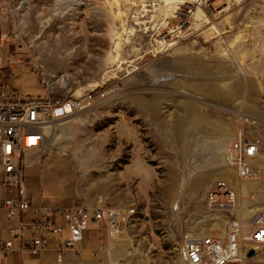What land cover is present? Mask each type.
Returning <instances> with one entry per match:
<instances>
[{
	"label": "rangeland",
	"instance_id": "1",
	"mask_svg": "<svg viewBox=\"0 0 264 264\" xmlns=\"http://www.w3.org/2000/svg\"><path fill=\"white\" fill-rule=\"evenodd\" d=\"M162 5L0 0V67L24 60L21 95L91 100L24 166L33 202L135 207L130 257L187 264L185 236L226 225L206 207L214 181L234 185L244 220L264 212V0ZM240 133L259 146L251 180L226 164ZM244 264H264V247Z\"/></svg>",
	"mask_w": 264,
	"mask_h": 264
},
{
	"label": "built area",
	"instance_id": "2",
	"mask_svg": "<svg viewBox=\"0 0 264 264\" xmlns=\"http://www.w3.org/2000/svg\"><path fill=\"white\" fill-rule=\"evenodd\" d=\"M23 61L20 58L9 62L6 71L0 67V176L6 193L0 197V212L5 211L10 232L9 239L0 240V252L17 250L40 256L54 241L61 262L66 251L78 249L89 219L103 223L108 240L115 242L126 234L125 228L135 215V207L121 210L80 203L66 206L31 203L24 181V155L36 151L43 156L48 138L46 128L66 121L90 105L91 100L60 99L50 93L21 95L11 81L22 74ZM36 70L33 68L31 72ZM38 72L41 82L46 84V73L43 69ZM258 152V144L240 133L226 157V164L235 169L241 180H251L256 176L252 161ZM205 203L210 211L229 215L220 233L185 236L183 253L187 264H244L249 250L253 249L255 255L264 247V212L252 213L249 223L240 217L238 194L229 180L214 181L207 189ZM25 212L34 217H22ZM64 229L70 231V236L62 244L58 236ZM26 237H31V245L24 243Z\"/></svg>",
	"mask_w": 264,
	"mask_h": 264
},
{
	"label": "crops",
	"instance_id": "3",
	"mask_svg": "<svg viewBox=\"0 0 264 264\" xmlns=\"http://www.w3.org/2000/svg\"><path fill=\"white\" fill-rule=\"evenodd\" d=\"M44 156H39L36 151H29L24 155L25 165L30 163V158L37 161ZM24 172V170H23ZM33 205L32 197L28 193ZM5 190L1 184L0 176V197L5 195ZM73 201L72 204H74ZM66 206V205H64ZM24 218H32L34 215L30 212L22 213ZM18 217L15 219V224L18 223ZM57 223L60 224L59 219ZM126 234L121 236L118 241L110 242L108 240L107 230L103 223L89 219L83 231L82 239L78 242L77 250H68L63 254L61 262L58 261V251L55 249V242H51L47 250L40 256H33L28 253H21L17 250L8 252H0V264H145L142 261L135 260L130 257L129 247L123 240L127 236V227L125 228ZM70 236V231L64 229L58 236L59 241L63 244L64 241ZM10 238V232L6 226V214L2 210L0 212V240H7ZM25 244L31 245V237H26Z\"/></svg>",
	"mask_w": 264,
	"mask_h": 264
},
{
	"label": "bare ground",
	"instance_id": "4",
	"mask_svg": "<svg viewBox=\"0 0 264 264\" xmlns=\"http://www.w3.org/2000/svg\"><path fill=\"white\" fill-rule=\"evenodd\" d=\"M185 0H163V2H164V5H162L161 6V9H162V11L164 12V15H168V7H169V9H176V8H178V6H179V4H182L183 2H184ZM62 123V122H61ZM48 127H50V135H52L53 137L55 136V129H54V126H48ZM47 127V128H48ZM46 128V132H47V129ZM258 212V210H256V212L255 213H257ZM252 220V218L250 217V218H248V223L250 222Z\"/></svg>",
	"mask_w": 264,
	"mask_h": 264
},
{
	"label": "water",
	"instance_id": "5",
	"mask_svg": "<svg viewBox=\"0 0 264 264\" xmlns=\"http://www.w3.org/2000/svg\"><path fill=\"white\" fill-rule=\"evenodd\" d=\"M253 255H254V250H253V249L249 250V252H248V256L251 257V256H253Z\"/></svg>",
	"mask_w": 264,
	"mask_h": 264
}]
</instances>
